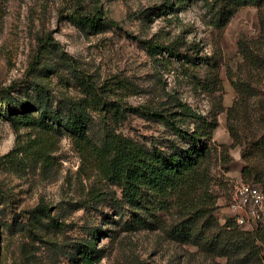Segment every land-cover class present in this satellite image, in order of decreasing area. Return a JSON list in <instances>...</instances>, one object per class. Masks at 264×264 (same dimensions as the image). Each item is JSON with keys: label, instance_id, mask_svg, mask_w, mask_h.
<instances>
[{"label": "rangeland", "instance_id": "rangeland-1", "mask_svg": "<svg viewBox=\"0 0 264 264\" xmlns=\"http://www.w3.org/2000/svg\"><path fill=\"white\" fill-rule=\"evenodd\" d=\"M97 9L119 28L90 29L68 18ZM261 12L243 7L220 30L206 0H0V90L10 91L0 95V264H82L75 250L92 242L99 229L103 234L93 242L103 258L95 264H243L175 243L161 230L126 231L130 209L119 186L104 178L99 154L108 130L147 147L165 148L176 139L142 115L143 109L177 113L180 100L207 117L216 115L211 189L218 196L219 222L233 218L230 197L243 181L246 138L264 129L256 99L237 107L231 118L228 110L238 100L233 86L242 63L238 41L259 37ZM50 37L55 47L39 53L41 40ZM144 41L174 44L193 61L153 58ZM70 58L104 90L110 104L105 111L92 105ZM210 63L218 65L216 85H207ZM115 104L128 108L126 118L115 115ZM27 105L30 123L3 117ZM49 105L87 107L89 140L40 127V110ZM230 125L241 145H234ZM181 127L193 125L185 120ZM42 206L51 216L37 223L32 216Z\"/></svg>", "mask_w": 264, "mask_h": 264}, {"label": "trees", "instance_id": "trees-1", "mask_svg": "<svg viewBox=\"0 0 264 264\" xmlns=\"http://www.w3.org/2000/svg\"><path fill=\"white\" fill-rule=\"evenodd\" d=\"M215 26L223 30L235 14L243 7H255L264 11V0H206ZM169 8V7H166ZM261 12V13H262ZM260 13V34L255 40L240 37L238 49L242 63L238 70V79L233 86L238 94L234 107L228 110L231 118L235 109L244 107L250 100H257L259 121L264 129V13ZM77 25L90 29L107 26L118 27L114 21H108L102 9L92 13H72L68 16ZM148 54L155 57L168 56L192 62L193 58L182 54L174 44L164 45L153 41L142 42ZM53 38L41 40L40 51L54 48ZM38 57L36 60L38 61ZM80 84L92 97V105L99 111H105L110 104L104 98V90L86 76L70 58ZM218 65L210 63L211 73L207 85L219 82ZM233 80V78H232ZM7 90H0V95ZM9 99V98H8ZM180 112L166 113L154 109H143L142 115L154 119L167 127L175 140L168 142L165 148L144 146L130 138L107 131L102 148L100 169L106 180L119 186L122 201L130 209V220L123 228L126 231L161 230L173 242L189 244L201 252L224 258L229 263L241 261L243 264H264V222L253 230L242 228L235 217L221 224L216 217L218 196L212 191L213 181L211 161L215 148L214 134L219 127L217 116L207 117L195 111L186 103L176 100ZM61 105V103H60ZM29 105L21 106L16 112L6 111L3 117L19 124L30 123L34 118L28 115ZM42 108V106L40 107ZM115 115L126 118L127 109L115 104ZM183 119H179V117ZM39 126L46 130H61L81 140H89L91 119L87 107L64 106L58 109L52 105L40 110ZM190 120L193 127L184 130L181 124ZM230 134L234 145H241L242 138L238 130L230 125ZM223 158L226 159L227 147L222 145ZM242 159L246 167L242 170L243 182L258 187L264 193V130L259 137L246 138L242 150ZM51 209L39 207L32 218L37 223L42 217L49 218ZM125 215L121 214V219ZM55 224L59 223L55 220ZM103 234L101 229L94 231L92 239L97 241ZM79 244L73 255L82 264H95L102 260V250L95 242Z\"/></svg>", "mask_w": 264, "mask_h": 264}, {"label": "built area", "instance_id": "built-area-1", "mask_svg": "<svg viewBox=\"0 0 264 264\" xmlns=\"http://www.w3.org/2000/svg\"><path fill=\"white\" fill-rule=\"evenodd\" d=\"M230 211L237 224L253 230L264 222V193L256 186L238 182L231 192Z\"/></svg>", "mask_w": 264, "mask_h": 264}]
</instances>
